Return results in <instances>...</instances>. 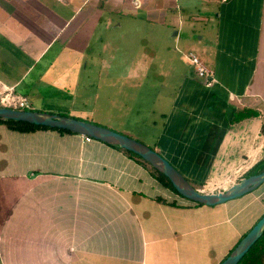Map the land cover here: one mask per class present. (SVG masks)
Instances as JSON below:
<instances>
[{"label":"crops","instance_id":"1","mask_svg":"<svg viewBox=\"0 0 264 264\" xmlns=\"http://www.w3.org/2000/svg\"><path fill=\"white\" fill-rule=\"evenodd\" d=\"M202 1V9L175 5L177 27L166 41L201 48L207 64L193 57L211 85L192 66L166 85L169 107L153 122L152 150L195 189L210 191L264 160V0ZM91 6L0 0V98H23L32 110L42 99L67 104L41 108L48 113L70 109L92 40L100 32L102 45L112 28L97 27L104 19L94 21ZM193 24L198 34L189 33ZM243 112L259 116L238 120ZM263 215L264 184L223 205H196L121 150L0 124V264H219Z\"/></svg>","mask_w":264,"mask_h":264},{"label":"rangeland","instance_id":"2","mask_svg":"<svg viewBox=\"0 0 264 264\" xmlns=\"http://www.w3.org/2000/svg\"><path fill=\"white\" fill-rule=\"evenodd\" d=\"M188 1L196 9L204 5L202 0H92L94 21L104 19L97 27L108 21L112 28L102 45L98 44L100 32L92 40L96 49L86 56L87 70L80 72V88L70 109L52 114L100 125L153 149L159 133L153 122L159 123L160 113L167 115L169 106L162 96L171 90L168 85H177L181 75L190 71L189 58L196 56L207 64L201 48L192 50L183 39L176 47L173 38L166 41L177 27L175 5ZM193 25L194 29H186L198 34L199 25ZM33 106L37 111L64 110L67 104L42 99Z\"/></svg>","mask_w":264,"mask_h":264},{"label":"water","instance_id":"3","mask_svg":"<svg viewBox=\"0 0 264 264\" xmlns=\"http://www.w3.org/2000/svg\"><path fill=\"white\" fill-rule=\"evenodd\" d=\"M8 121L24 123L37 127L61 130L95 140L113 148H118L140 158L156 172L164 176L171 189L181 198L196 205L214 207L239 199L256 191L264 184V170L243 177L230 186L203 191L195 189L161 155L130 137L119 134L100 125L78 120L65 115L52 114L35 110H15L0 107V123ZM264 234V215L239 240L225 259L219 264H239L242 258Z\"/></svg>","mask_w":264,"mask_h":264},{"label":"trees","instance_id":"4","mask_svg":"<svg viewBox=\"0 0 264 264\" xmlns=\"http://www.w3.org/2000/svg\"><path fill=\"white\" fill-rule=\"evenodd\" d=\"M28 110H32V109L29 108ZM258 116H259V114L255 113V112H252V113H244L243 112L238 117V120H244L246 118H254V117H258ZM0 124L6 126L7 128H10V129H13L15 131H18V132H27V131L35 130V129H49V128L37 127V126H33V125H28V124H24V123H17V122H12V121H8V122H5V123H0ZM56 131L63 132L61 130H56ZM260 132H261V134H262V136L264 138V118H262L261 131ZM116 149H118V148H116ZM118 150H121V149H118ZM121 151L126 153L131 158H133V159L137 160L138 162L142 163L143 165H146L147 167H149L150 170L152 171V173L158 178V180L163 185H165V186H167V187H169L171 189V187L169 185V182L167 181V179L164 176H162L161 174L156 172L148 164H146L144 161H142L140 158H138L137 156L133 155L132 153H129V152L124 151V150H121ZM263 170H264V160L261 163H259L258 165H256V167H254L244 177L252 175V174H257V173H259V172H261ZM239 264H264V234L254 244V246L248 251V253L242 258V260L239 262Z\"/></svg>","mask_w":264,"mask_h":264},{"label":"built area","instance_id":"5","mask_svg":"<svg viewBox=\"0 0 264 264\" xmlns=\"http://www.w3.org/2000/svg\"><path fill=\"white\" fill-rule=\"evenodd\" d=\"M188 61L193 67L196 76L200 79H204L206 86H210L211 81H208V79L211 78L212 74L202 65V63L196 57H191ZM0 106L15 110H28L30 108L29 104L25 99L16 98L8 94L3 95L0 98Z\"/></svg>","mask_w":264,"mask_h":264}]
</instances>
